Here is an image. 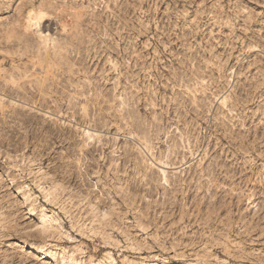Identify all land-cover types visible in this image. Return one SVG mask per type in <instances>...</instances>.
I'll return each mask as SVG.
<instances>
[{
  "label": "rangeland",
  "instance_id": "rangeland-1",
  "mask_svg": "<svg viewBox=\"0 0 264 264\" xmlns=\"http://www.w3.org/2000/svg\"><path fill=\"white\" fill-rule=\"evenodd\" d=\"M0 264H264V0H0Z\"/></svg>",
  "mask_w": 264,
  "mask_h": 264
}]
</instances>
